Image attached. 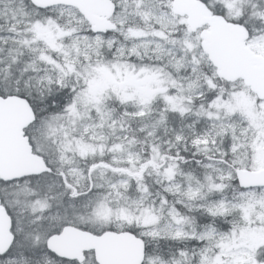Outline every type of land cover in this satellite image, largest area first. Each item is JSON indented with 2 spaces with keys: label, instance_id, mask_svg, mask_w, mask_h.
<instances>
[{
  "label": "snow or ice",
  "instance_id": "snow-or-ice-1",
  "mask_svg": "<svg viewBox=\"0 0 264 264\" xmlns=\"http://www.w3.org/2000/svg\"><path fill=\"white\" fill-rule=\"evenodd\" d=\"M0 264H264V0H0Z\"/></svg>",
  "mask_w": 264,
  "mask_h": 264
}]
</instances>
